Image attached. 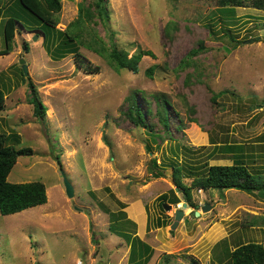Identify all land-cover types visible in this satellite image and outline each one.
I'll list each match as a JSON object with an SVG mask.
<instances>
[{
    "label": "rangeland",
    "instance_id": "obj_1",
    "mask_svg": "<svg viewBox=\"0 0 264 264\" xmlns=\"http://www.w3.org/2000/svg\"><path fill=\"white\" fill-rule=\"evenodd\" d=\"M98 1L60 0L59 10L47 7L64 30L78 20L82 3L89 6L95 16L86 33L92 29L129 57L151 52L138 72L116 70L79 43L67 49L62 38L48 48L37 29L19 27L8 53L0 54L6 103L0 133L16 148L33 149L18 157L8 180L42 181L48 194L43 205L0 212V264H71L76 257L89 264L91 248L99 256L96 264H108V243L128 244L112 231L114 225L154 248L151 264H230L229 248L264 242V198L240 189L195 187L187 201L176 188L173 164L185 168L188 186L191 170L201 174L206 164H233L236 158L264 175V9L252 0L234 7L220 0H107L106 15ZM9 3L0 0V9ZM4 21L0 52L6 48ZM253 37L255 42H247ZM76 52L85 57L83 65ZM150 67L153 77L146 74ZM29 80L47 107L44 118L34 115L28 100ZM133 94L143 108L150 102L154 113L148 120L156 133L127 115ZM154 96L169 100L167 128ZM226 146L234 152L222 150ZM62 171L74 186L72 197ZM172 190L179 203L161 199ZM164 203L173 206L167 210ZM206 203L211 208L204 212ZM178 208L186 213L171 229Z\"/></svg>",
    "mask_w": 264,
    "mask_h": 264
},
{
    "label": "trees",
    "instance_id": "obj_2",
    "mask_svg": "<svg viewBox=\"0 0 264 264\" xmlns=\"http://www.w3.org/2000/svg\"><path fill=\"white\" fill-rule=\"evenodd\" d=\"M223 7L245 6L244 0H220ZM47 4V5H46ZM107 0H99L97 5L100 9H104V13L108 15L106 8ZM252 5L258 9H264V0H252ZM54 10L61 8L60 0H10V3L4 8L0 9V19L4 18V37L6 48L0 54L8 53L10 49V42L14 39L17 29L19 27L34 31L37 29L43 34L44 43L48 48L50 43L54 42L56 37L62 38V46L70 49L76 43L82 44L87 48L93 50L103 58L116 70L128 69L133 72L139 71V62L143 55H150V51L140 50L138 53L129 57L128 53L116 45L108 46L104 41L92 33V29H88L87 33L91 35L88 39L86 37V23L95 16V12L84 3L80 6V16L78 20L72 22L66 29H57V21L48 7ZM97 10L98 15H102L101 10ZM99 38V40L97 39ZM27 48V46H26ZM77 48H71L74 51ZM77 53V62L83 65L85 57L81 53ZM196 51L191 52L194 54ZM90 65V63H88ZM98 66H96L97 68ZM95 70V69H94ZM90 70V72L94 71ZM146 74L153 77V68L146 70ZM30 87L29 102L34 105V115L36 117L44 118L47 107L40 99L37 93L36 86L32 80L28 81ZM160 105L156 114L159 115L161 123L164 128L171 124V117L169 115V100L167 98L161 99L159 96H154ZM145 108L141 105L139 98L133 94L130 98V107L127 115L137 125L143 126L150 132L156 133L155 127L148 120V116L154 112L150 107V102L147 101ZM5 93L0 87V111L5 108ZM19 136V134H17ZM14 135L16 141L18 138ZM10 136L0 133V212L3 215L17 213L25 209L43 205L48 200L47 188L42 181L30 182H10L8 176L15 165L18 157L23 155H30L33 153L31 147L16 148L15 145L9 143ZM222 149V148H221ZM234 146H226L224 149L227 153H233ZM236 158L233 164H206V168L199 173L190 171L189 175H193V183L188 186L183 181L182 171L185 170L181 165L173 164L174 182L176 188L179 189L183 197L191 200V189L197 187L203 190L216 188L220 190L225 189H240L248 193H260L264 198V175L260 172H252L248 166ZM156 176H160L159 173ZM162 200H169L171 203H179L181 200L176 192L172 190V195L168 197L166 194L160 196ZM123 205V204H122ZM163 205V202L161 203ZM113 232L119 236L124 237L131 245L130 264H146L150 257L152 247L143 241L138 235H132L122 226H111ZM228 253L231 257L230 264H264V243L261 242H247L243 243L235 249L229 248Z\"/></svg>",
    "mask_w": 264,
    "mask_h": 264
},
{
    "label": "crops",
    "instance_id": "obj_3",
    "mask_svg": "<svg viewBox=\"0 0 264 264\" xmlns=\"http://www.w3.org/2000/svg\"><path fill=\"white\" fill-rule=\"evenodd\" d=\"M255 217H257V216H255ZM251 225L254 226L255 224L254 223H251ZM113 234H115V233H113ZM134 235H137V234H134ZM105 236H106V238L109 237L108 234H105ZM119 238H121L122 241H127V240H125L121 236H119ZM104 239H105V237H104ZM113 239H116V238H111L110 240L112 241ZM141 239L143 241H145L146 243H148L145 239H143V238H141ZM249 242H251V241H249ZM255 242H257V241H255ZM259 242L264 243L263 241H259ZM98 243L100 244V241H98ZM128 244L126 243L127 247H123V245H122V247H120L118 245H115V247H111L112 245L110 243H108L109 250H111V248H112V250H111V256L108 258V264H130L131 245L129 244L130 245L129 246ZM120 245H121V243H120ZM89 251H91V256L86 257L87 262H89V264H96L95 261L97 262V260L99 259V256L97 257L95 255L96 254V251L93 248H91V250H89ZM113 251H114L115 254H113ZM151 252H153V253H151V257H150L149 261L146 264H151L152 263V260L154 261L156 252L154 251V248L153 247H152V251ZM76 260H77V257H76V259L74 258V260L71 262V264H77L78 261H76ZM79 261H82V260H79ZM84 261H86V260H83V262H81V263L84 264Z\"/></svg>",
    "mask_w": 264,
    "mask_h": 264
},
{
    "label": "water",
    "instance_id": "obj_4",
    "mask_svg": "<svg viewBox=\"0 0 264 264\" xmlns=\"http://www.w3.org/2000/svg\"><path fill=\"white\" fill-rule=\"evenodd\" d=\"M37 38H38V36L35 37V39H37ZM256 40H257V38L256 37H253V38L248 39L247 42L253 43ZM21 63H23V70H24L25 75L28 76L29 75V69H28L27 64H25V59L24 58L21 59ZM62 175H63V181H64L65 190H66L67 195L69 197L74 196L75 190H74L73 184L71 183V181L69 180L67 174L64 171H62ZM172 206H173L172 204H168L167 205V204L164 203V207L167 210L171 209ZM183 206L186 207L187 206V203L184 202ZM210 208H211V205L208 204V203H206L202 207V210L204 212H206V211L210 210ZM175 213H176L175 220L172 223L171 229H175L178 226V224L180 223V221L184 218V215H185L186 212H185V209L178 208V209H176V212ZM195 213H196L197 216L200 215V212L199 211H195Z\"/></svg>",
    "mask_w": 264,
    "mask_h": 264
}]
</instances>
